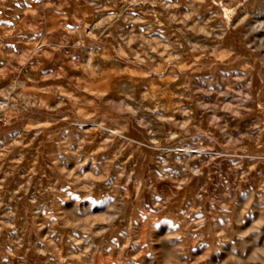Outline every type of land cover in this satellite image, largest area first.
I'll return each mask as SVG.
<instances>
[{"label":"rangeland","instance_id":"obj_1","mask_svg":"<svg viewBox=\"0 0 264 264\" xmlns=\"http://www.w3.org/2000/svg\"><path fill=\"white\" fill-rule=\"evenodd\" d=\"M99 58L124 65L87 72ZM118 84L185 98L137 121L106 98ZM0 90V264H264V0H0Z\"/></svg>","mask_w":264,"mask_h":264},{"label":"bare ground","instance_id":"obj_2","mask_svg":"<svg viewBox=\"0 0 264 264\" xmlns=\"http://www.w3.org/2000/svg\"><path fill=\"white\" fill-rule=\"evenodd\" d=\"M3 1V0H2ZM5 4V3H4ZM214 4V3H213ZM107 5V4H106ZM209 8H212V7H209ZM28 10V9H27ZM224 10V9H223ZM154 14V12H153ZM157 14V13H156ZM154 16V15H153ZM108 17V16H107ZM126 19H129V17L127 15L124 16ZM142 17V16H141ZM149 18V17H147ZM157 18V17H155ZM131 19H136L134 16H131ZM140 19V18H139ZM145 19V18H144ZM143 19V20H144ZM116 20V19H115ZM150 20V19H148ZM154 20V19H152ZM151 23V22H150ZM216 23V22H215ZM217 25V24H216ZM15 26V25H14ZM93 26V25H92ZM148 26V25H147ZM201 26V25H200ZM176 27V26H175ZM109 28V27H108ZM152 30V29H151ZM179 30V29H178ZM141 33V32H140ZM147 33V32H145ZM166 33V32H165ZM142 35V34H141ZM144 38V41H141L143 42L142 43V46L143 44H146L148 42V45L150 48H154V43H153V40L156 39L157 40V44L162 47L163 49H167L169 47H176L178 49V53L180 56H184L185 57V53L187 51V49L191 48V49H197L198 48V42L197 41H194L190 36H185L183 35L181 40H176L174 37H171V36H168V34L164 37L162 35H159L157 33H149L148 35H143L141 36ZM258 37V36H257ZM61 38V37H60ZM71 38V37H70ZM156 40L154 42H156ZM141 45V44H140ZM61 46V45H60ZM64 46V45H63ZM157 46V45H156ZM127 47V46H126ZM206 47V46H205ZM89 48V47H88ZM147 48V47H146ZM151 49V50H152ZM157 49V48H156ZM155 49V50H156ZM141 50V49H140ZM143 50V49H142ZM165 51V50H164ZM211 51V50H210ZM140 52V51H139ZM151 52V51H150ZM154 52V51H153ZM168 52V51H167ZM166 52V53H167ZM145 53V52H143ZM147 53L149 52H146L145 54L148 55ZM155 53V52H154ZM144 54V55H145ZM169 54V52H168ZM167 54V55H168ZM191 54V53H190ZM193 54V53H192ZM191 54V55H192ZM102 55V54H101ZM125 55V54H124ZM136 55V54H135ZM141 55V53H140ZM143 55V56H144ZM166 55V56H167ZM171 55V54H169ZM190 55V56H191ZM219 56V55H218ZM139 57V55H138ZM153 57V56H152ZM186 57H188L186 55ZM144 58V57H143ZM142 58V59H143ZM170 58V57H169ZM96 59V58H95ZM112 59V58H111ZM145 59V58H144ZM88 60V59H87ZM161 60V59H160ZM193 60V59H192ZM124 65V63H121V65ZM120 65V62L118 61H115V60H106V59H103V58H99L97 60V62H95V64H92L90 62L87 63V72H89L90 74L91 73H96L97 75H102V73H106L105 71H111V70H119L121 69V66ZM184 65V64H183ZM90 66V67H89ZM180 66V65H179ZM204 67V66H203ZM115 76L111 77L112 80L109 82V86L113 87L114 86V83L117 81V79L119 78V76H117L116 74H114ZM166 76V75H165ZM190 76V75H189ZM170 77V76H169ZM168 78V77H167ZM170 78H168L169 80ZM84 80V79H83ZM174 80V79H173ZM138 81V80H137ZM78 82V80H77ZM84 83V82H83ZM133 83V82H131ZM137 83V82H136ZM128 84V83H127ZM167 84V83H166ZM165 84V85H166ZM164 85V87L161 88L160 90V93L155 96V98L153 99H147V98H144L142 96H132L130 94V92H128V88L127 87H123L120 86V84H118L116 86V90L117 92H121L122 95L121 96H118L114 90H112L110 93L107 94V99L113 103H115L116 105L120 106V107H125V109H128L129 110V115L132 116L133 118L137 119V121L139 119H142V120H145L147 122H152V120L154 121L156 118L160 119L161 117H169V116H172L173 114V117L176 116V113L174 112V110L172 109H169V103L175 101V100H182L185 98V93L182 91V90H175L173 88H167L166 86ZM179 85V84H178ZM14 86L13 83H10L3 91H2V96L4 97V99L6 100L8 98V95L10 94V90L11 88ZM64 86V85H63ZM131 86V85H130ZM65 87V86H64ZM114 89V87H113ZM187 89V88H186ZM1 91V90H0ZM150 91V90H149ZM189 91V90H188ZM144 92V91H143ZM188 93V92H187ZM74 95V94H73ZM83 99L85 96H82ZM81 97V98H82ZM99 99V98H98ZM1 101V100H0ZM52 103V102H51ZM175 103V102H174ZM183 103V102H182ZM1 104H5V102H1ZM158 107H161L160 111H156V109ZM73 108V107H72ZM178 108V107H177ZM182 108V107H181ZM105 109V108H104ZM115 109V108H113ZM175 109V107H174ZM179 109V108H178ZM102 110V109H101ZM108 112V111H106ZM188 112V111H187ZM185 113V110L184 109H181V115H183ZM109 114V113H108ZM107 115V114H106ZM180 115V116H181ZM187 116V115H186ZM131 118V117H130ZM184 118V117H183ZM192 118V117H191ZM177 119V118H176ZM181 119V118H180ZM132 120V119H131ZM182 120V119H181ZM95 121V120H94ZM140 121V120H139ZM144 121V122H145ZM165 121V120H164ZM171 121V120H170ZM180 121V120H179ZM117 122V121H116ZM156 122V121H154ZM111 123V122H110ZM149 124V123H147ZM181 124V123H180ZM77 125V124H76ZM78 127V126H77ZM95 127V126H94ZM82 128V127H81ZM125 128V127H124ZM79 129V128H78ZM82 130V129H81ZM170 130V129H169ZM105 131V130H104ZM112 133V132H111ZM102 134V133H101ZM106 134V132H105ZM102 136V135H101ZM163 136V135H162ZM104 137H100V140L103 139ZM154 139V138H153ZM104 140V139H103ZM152 140V139H151ZM165 141V140H164ZM151 143V142H150ZM189 147V146H188ZM188 147L186 149H188ZM191 148V147H190ZM189 148V149H190ZM127 149V148H126ZM195 148H193L194 150ZM161 150V149H160ZM170 150V149H168ZM191 150V149H190ZM197 150V149H196ZM167 151V150H166ZM176 151V150H175ZM178 151V150H177ZM134 152V151H133ZM168 152V151H167ZM179 152H182V153H179L178 155L175 156V159L173 158L172 159V162L176 163L179 165V167L181 168H184V165H185V160L187 157H195L196 155H194L196 152L194 151H189V150H181ZM206 152V151H205ZM122 154V153H121ZM115 155V154H113ZM164 155V154H163ZM120 156V155H119ZM123 156V155H122ZM187 156V157H186ZM60 157V156H59ZM197 157V156H196ZM112 159V157H110ZM115 158V157H114ZM193 159V158H192ZM191 159V160H192ZM122 160V159H121ZM135 161V160H134ZM131 163L130 164V171H135V163ZM168 161V160H167ZM48 163V162H47ZM85 163V161H84ZM60 164L63 166V167H66L67 166V161H60ZM159 164V163H158ZM157 164V165H158ZM187 164V163H186ZM117 165V164H116ZM173 165V163H172ZM175 165V164H174ZM69 167V165H68ZM165 167V166H164ZM173 168V167H172ZM168 170V168H166ZM177 169H179L177 167ZM92 170V169H90ZM153 170V169H152ZM163 170V168H162ZM188 171V170H187ZM165 173L164 174V180L166 182L168 181H171L173 183V181H181L183 180V178H185V171L184 169L180 170L179 172L177 173H173L172 172H166L164 171ZM97 174V173H96ZM159 175V174H158ZM71 177V176H70ZM79 177H81V175H79ZM161 177V176H160ZM162 179V178H161ZM108 181V180H107ZM110 181V180H109ZM160 181V180H159ZM184 181V180H183ZM185 182V181H184ZM163 184V183H162ZM170 184V183H169ZM176 184V183H175ZM183 184V182H182ZM187 184V183H186ZM153 185V184H152ZM164 187H166L164 185ZM181 188V187H180ZM186 190V189H185ZM156 191V190H155ZM176 191V190H175ZM184 192V191H183ZM127 193V192H126ZM159 194V193H158ZM178 196L180 197L179 195V192L177 193ZM174 195V194H173ZM185 195V193H184ZM214 195V194H213ZM26 196V195H25ZM168 195L166 196H162L160 195L158 198H154L153 202H152V207L155 208V212L152 213V214H149L148 217L146 218L147 220H151L158 228H164V226H166V222H168V217H167V212L170 210L171 208V204H170V199L167 197ZM207 196V195H206ZM29 197V196H28ZM177 197V196H176ZM178 197V198H179ZM136 198V196H135ZM43 199V198H42ZM64 200V199H63ZM207 200V199H206ZM172 201V200H171ZM111 202V201H110ZM48 203V202H47ZM52 204V203H51ZM103 204V203H102ZM174 205V204H173ZM177 208H178V211H181L183 209H185V204L182 202H179L177 205ZM97 207V206H96ZM242 215V214H241ZM212 216V215H211ZM13 217V216H12ZM162 219V220H161ZM212 219V218H211ZM201 221V220H200ZM5 222V221H4ZM182 222V221H181ZM133 225V224H132ZM23 226V225H22ZM106 228V227H105ZM196 228V227H194ZM133 230V229H132ZM166 230V229H165ZM164 230V231H165ZM19 231V230H18ZM113 232V231H112ZM167 234H168V230L165 231ZM165 234V233H164ZM213 234V233H212ZM77 235V234H76ZM83 236V235H81ZM53 238V237H52ZM113 239V238H111ZM149 239V238H148ZM52 240V239H51ZM223 240V239H222ZM62 241V240H61ZM61 241H60V245H61ZM87 241V240H86ZM128 241V240H127ZM15 242V241H14ZM28 242V241H27ZM53 242V241H52ZM91 242V241H89ZM21 243V242H20ZM88 243V242H87ZM38 245V244H37ZM55 245V244H54ZM92 245V244H91ZM114 247V246H113ZM27 248V247H25ZM122 248V247H121ZM40 249V248H39ZM85 250V249H84ZM119 252V251H118ZM79 253V250L78 248H73V247H70L68 248V254L69 256L73 257L75 255H78ZM31 254V253H30ZM80 255V254H79ZM148 255V254H147ZM159 256V255H158ZM45 257V256H44ZM162 258V257H161ZM237 258V257H236ZM51 260V259H50ZM67 260V259H66ZM92 260V259H91ZM91 260H89V263L91 264ZM241 257L236 259V264H241ZM41 261V260H40ZM71 262V261H70ZM88 263V264H89ZM221 264H233V262H231V260L227 261V263H221Z\"/></svg>","mask_w":264,"mask_h":264},{"label":"built area","instance_id":"obj_3","mask_svg":"<svg viewBox=\"0 0 264 264\" xmlns=\"http://www.w3.org/2000/svg\"><path fill=\"white\" fill-rule=\"evenodd\" d=\"M1 108V107H0ZM0 122H3V119L1 118V116H0Z\"/></svg>","mask_w":264,"mask_h":264}]
</instances>
